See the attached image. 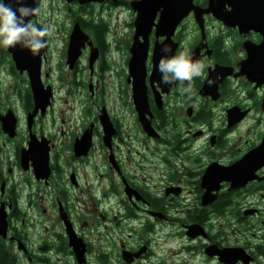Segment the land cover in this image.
<instances>
[{
    "label": "flooded vegetation",
    "instance_id": "flooded-vegetation-1",
    "mask_svg": "<svg viewBox=\"0 0 264 264\" xmlns=\"http://www.w3.org/2000/svg\"><path fill=\"white\" fill-rule=\"evenodd\" d=\"M32 2L42 10L30 19L52 30L48 46L19 67L13 46H0V264H260L264 0ZM120 7L118 36L109 17ZM76 25L88 40L71 43ZM180 52L205 64L191 99L158 68ZM97 216L102 228L91 230ZM162 225L182 235L180 258L157 246ZM257 226L259 241L245 239Z\"/></svg>",
    "mask_w": 264,
    "mask_h": 264
},
{
    "label": "clouds",
    "instance_id": "clouds-1",
    "mask_svg": "<svg viewBox=\"0 0 264 264\" xmlns=\"http://www.w3.org/2000/svg\"><path fill=\"white\" fill-rule=\"evenodd\" d=\"M13 4L17 5L13 7ZM42 6L31 7L27 0H0V46L12 47L21 44L33 55L39 54L41 49L48 46L44 38L52 35L49 26L38 27L30 17L39 16ZM162 51H171L170 46L164 45ZM159 71L162 73V82L173 85L178 82L181 95L191 99L194 95L193 79L200 77L205 64L183 52L170 58H161ZM209 86L213 84L208 81Z\"/></svg>",
    "mask_w": 264,
    "mask_h": 264
},
{
    "label": "rangeland",
    "instance_id": "rangeland-1",
    "mask_svg": "<svg viewBox=\"0 0 264 264\" xmlns=\"http://www.w3.org/2000/svg\"><path fill=\"white\" fill-rule=\"evenodd\" d=\"M126 13L127 12H126L125 8L120 7V8H118V10H114V14H112L109 17V22L111 24H114V23H115L114 25L119 24L120 27H121V29L120 28L116 29V35H118V36H121V34L123 32V30H122L123 29V20L126 19V16H125ZM114 19H116L117 22H115ZM114 25H112V26H114ZM46 26L50 27L49 24L46 25ZM106 37H107V40H111L112 34H107ZM252 116H253V114L245 122H242V124L240 125L241 130H243L246 126L249 125V122H250V119L252 118ZM126 123H127V126H129V130H130L131 133H134L137 136L141 135V131L139 130V127H138L137 123H135L134 118H133V116L131 114H129L128 120H127ZM263 128H264V126H262L261 131L259 130V128H257V132L258 133H262ZM132 149H138V147H136L135 143L133 144ZM185 193H186L185 197L191 196L192 201H194V199H195L194 191L188 192V190H186ZM184 204H188V202L186 201V202H184ZM102 208L108 209L109 208L108 203H103ZM80 215L83 216V215H85V213L81 212ZM88 220H89V223H90L91 230L92 229L94 230L96 228H102V224L103 223L100 222L98 216L97 217L88 218ZM131 222L134 223L133 221H131ZM80 223L82 225V221H80ZM217 223L219 224V226H221L222 225V219L216 220L215 224H217ZM82 227L86 228V227H88V225L84 224L83 226H81V228ZM214 228H216V225H214ZM225 228H227V226H225ZM162 229H163L162 238L159 239V240H162V242H161V244H157L158 247H161L167 253H175L176 252L178 258H180L181 253L188 252V249L186 248V244L184 243V241L183 242L179 241L180 239H182V235L181 234H179V233L178 234H176V233L172 234L171 233V228L166 226V225H162ZM259 229H260V227H258V226L254 227V228L244 229V231L246 233L245 239H247L249 241H253V242L259 241L258 240L259 239V235H260ZM251 233H255L256 237L252 238L251 237ZM172 235H175L177 237V239L174 240L172 238ZM92 239H93V243L97 244L100 249H101V247L104 248V246H105V237H104V235L103 236L100 235V234L97 235L96 233L92 232ZM228 240L231 243L234 242L233 234H229V239ZM103 255H104V253H103ZM258 261H259L260 264H264V255L259 256L258 257ZM198 264H203V263L202 262H198Z\"/></svg>",
    "mask_w": 264,
    "mask_h": 264
},
{
    "label": "water",
    "instance_id": "water-1",
    "mask_svg": "<svg viewBox=\"0 0 264 264\" xmlns=\"http://www.w3.org/2000/svg\"><path fill=\"white\" fill-rule=\"evenodd\" d=\"M83 1H89V0H83ZM81 0V2H83ZM149 1V0H148ZM27 3L31 6V7H35L34 3L32 2V0H27ZM145 3L142 2L141 5H144ZM147 5V4H146ZM145 5V6H146ZM17 5L13 4V7H16ZM31 18V17H30ZM78 38H81L82 40L86 41L88 40V36L86 34H84L80 29L79 27L76 25L74 30L72 31V34H71V43L75 42L76 39ZM83 44V43H81ZM79 47L80 45L79 44H75V45H70V48H69V55L70 56H77L78 55V52H79ZM45 49V48H44ZM44 49H41L39 54L41 52L44 51ZM11 52H12V55H13V58L17 64V66L19 67L22 62L26 59V58H30L33 54L31 53V51L27 48H24L21 44H16L15 46H13L11 48ZM37 54V55H39ZM92 56L90 57V62L92 61ZM133 59L134 57L131 58V62H130V65H131V69L133 68L135 62H133ZM29 61V60H28ZM36 68H38V61H37V66ZM139 68V67H138ZM139 70V69H138ZM136 71V70H135ZM210 80V78H208V80H205L203 86H202V89H201V93H203V89H207L209 87L208 85V81ZM30 84L34 90V94L36 95L39 91V86H41V83L39 82V79H37V77L35 75L31 76L30 78ZM263 108H264V103L262 104ZM264 145V137L261 141ZM264 148V146H263ZM215 167L211 166L210 167V170H209V173H211L213 170H214ZM208 170V169H207ZM206 173L207 171L205 172V176L203 175V180H204V177H206ZM245 181V180H244ZM205 182V181H204ZM203 200H207V196L206 194L203 195ZM5 222L4 221H1V224H0V234L5 236ZM68 229V228H67ZM197 233V229L195 226H189V230L187 231V234L190 235V236H195ZM76 253L77 254H81L82 251H78L76 250Z\"/></svg>",
    "mask_w": 264,
    "mask_h": 264
},
{
    "label": "trees",
    "instance_id": "trees-1",
    "mask_svg": "<svg viewBox=\"0 0 264 264\" xmlns=\"http://www.w3.org/2000/svg\"><path fill=\"white\" fill-rule=\"evenodd\" d=\"M195 216H196V217H194L195 219H202L204 217V215L201 212H199Z\"/></svg>",
    "mask_w": 264,
    "mask_h": 264
}]
</instances>
